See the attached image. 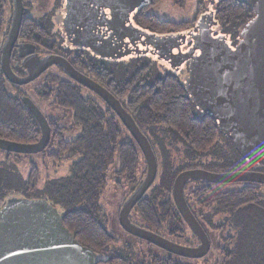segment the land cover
<instances>
[{
	"label": "trees",
	"instance_id": "16d2710c",
	"mask_svg": "<svg viewBox=\"0 0 264 264\" xmlns=\"http://www.w3.org/2000/svg\"><path fill=\"white\" fill-rule=\"evenodd\" d=\"M207 1L198 0L196 17L189 22H164L156 16L145 15L139 23L160 33L185 34L196 29L198 19L211 6L216 31L229 35L227 41L232 37L237 43L241 28L253 17L250 6L244 0H214L213 5H208ZM173 2L183 7L187 0ZM7 9V0H0V38L2 30L9 24ZM27 23L25 33L33 29L34 38L45 41L47 37L38 32L40 27L32 20L25 21L24 25ZM24 35L33 39L31 33ZM85 70L121 101L156 150L158 175L150 194L140 202L138 215L145 223L165 233H170L174 226L178 231L188 229L175 208L172 189L175 178L185 171L184 164L190 161L189 154L208 152L223 139L237 159H244L232 141L220 133L215 119L195 106L185 85L187 74L184 79L167 74L152 80L149 68L144 66L118 80L113 72L99 64ZM45 81L38 90L39 97L52 100L55 106L71 109L73 126L81 128L75 140L67 141L64 138L66 130L58 121H51V140L42 152H48V157L59 163L74 161L70 175L49 181L43 191L39 188V170L34 164L30 167L28 179L15 190L4 185L8 179L5 176L4 184L0 186V212L16 200L46 199L57 209L63 225L75 240L98 256L97 264H140L139 254L149 251L140 252L120 243L115 233L109 230V216L99 203L116 155L119 156L117 175L124 177L133 188L140 183L137 172L142 153L138 144L97 95L70 78L49 75ZM7 85L17 89L19 94L11 96ZM21 88L6 80L0 66V139L35 144L42 136L41 128L23 104ZM84 91L93 98L86 97ZM147 132L155 140H151ZM176 144H182V147L177 148ZM0 153L7 154L0 162V174L4 170L9 172L11 164L25 156L2 150ZM189 185L194 186L187 194L189 208L199 217L212 241V248L215 247V256L205 261L206 264H264V195L256 189L224 191L198 181Z\"/></svg>",
	"mask_w": 264,
	"mask_h": 264
},
{
	"label": "water",
	"instance_id": "95a60500",
	"mask_svg": "<svg viewBox=\"0 0 264 264\" xmlns=\"http://www.w3.org/2000/svg\"><path fill=\"white\" fill-rule=\"evenodd\" d=\"M96 1L95 8L99 14L101 10L111 11V19L104 20L109 31L131 29L139 32L142 37H150L130 24V14L144 0H138L136 5L126 10L121 0H116L114 5L113 0ZM244 1L250 6L253 17L241 28L234 48H231L225 37H214L212 26L203 17L197 23L195 33L189 35L193 46L188 52L184 53L180 49L187 36L155 37L154 46L168 45L173 41L178 44L175 46L177 54L165 60L170 61L173 68L189 63V71L184 80L195 106L215 119L220 133L232 141L244 160L264 167V0ZM24 11L23 0H13L12 25L1 50V68L6 79L13 85L25 86L51 66L57 65L63 68L71 80L103 100L138 144L147 167L143 179L121 207L120 226L125 232L171 254L190 259L207 256L211 242L187 204L184 192L186 185L194 181L208 184L252 182L264 185V174L244 171L213 173L193 169L177 175L172 189L173 199L185 223L199 239L200 244L195 248L179 245L134 225L129 218L130 213L157 178V159L148 138L119 99L62 57L46 58L26 77L14 73L10 60L19 37ZM167 50L169 53L173 49ZM22 101L38 122L42 136L35 144L0 139V150L21 155L42 153L51 140L49 122L30 98L23 97ZM98 261V256L91 249L75 240L63 225L57 209L46 200H16L0 212V264H97Z\"/></svg>",
	"mask_w": 264,
	"mask_h": 264
},
{
	"label": "flooded vegetation",
	"instance_id": "af4514ba",
	"mask_svg": "<svg viewBox=\"0 0 264 264\" xmlns=\"http://www.w3.org/2000/svg\"><path fill=\"white\" fill-rule=\"evenodd\" d=\"M35 1L37 2L40 0H23L25 11L19 32V37L11 54V60H10L11 68L14 71V73L19 77H26L29 74H31L39 67L41 62H43L46 58L50 56H59L66 59L67 61H69L70 64H72V66L76 70L89 77H91V75L87 73L85 68L99 64L104 66L106 69H109V67H112L115 64L116 65L122 64L124 61L131 60L136 57L142 59L148 58L151 61L158 62L163 67L171 69L174 72H178L183 67H185V73L182 75L183 76L182 79H184L185 75L189 71L188 62L183 64L180 68H173L171 66V62L165 60V58H170V57L172 58L173 55L177 54V50L175 46H177L178 44L175 43V41H173L172 43L169 42L168 45H164V46L158 45L157 47H155L154 44L156 42L155 37L169 38V37H176L178 35L187 36L185 43L180 46L182 52L186 53L189 51V49H192L193 43L189 35L195 33V29H192L191 31L185 34L160 33L158 31L156 32L151 29H148L139 23L141 17H144L145 15L146 16L151 15L148 13L151 7L160 4L163 0L160 1L144 0L141 3V5H139L129 16L130 24L135 29L150 35V37L148 38L142 37V35L139 32L137 31L133 32L131 29H128L127 31H123L121 29L109 31L107 29L108 27H105L104 25L105 23L104 20L111 19V11L105 9V10H101L99 14L98 10H96L95 8L97 5L96 0H54V8L52 9L51 13H49L41 21L36 20L35 18L31 17L29 14L26 13L31 10V5ZM137 2L138 0H121V5H123V9L126 10L129 9L131 5H136ZM116 3H117L116 0L112 1V5ZM214 3H215L214 0L207 1L208 5H213ZM7 4H8V9L10 10V14L8 15L9 24H7L2 30V35L0 38V66H1V50L10 32L12 25V18H13V0H7ZM212 9L213 8L210 6L208 10L205 12V14H203L198 19L197 23L203 17L212 26L214 37L228 38L229 35L227 36L224 35L223 32L216 31L215 22L213 21ZM118 18L122 19L123 17H118ZM28 20H32L40 27V30L38 32L40 35H44L47 37L45 38V41H41L34 38L35 33L33 29L31 30L29 29L30 33L33 36V39L31 37L22 36L26 32L28 28L27 26H29V23L24 25L25 21ZM162 21L170 22L165 20ZM128 25L129 23H127V26ZM30 33L27 32L25 33L24 36H27ZM228 43L231 46V48H234L237 45L236 41L232 40V37H230V41H228ZM167 49H173V50L172 52L168 53ZM196 54L199 53L197 52ZM49 71H52V74L50 75H56L62 78H69L68 75L64 72L63 68L57 65L51 66L41 76L48 73ZM17 87H23V86H17ZM48 122L50 125L51 121L48 120ZM175 147L181 148L182 144H176ZM154 149L155 148H153V150ZM154 153L157 159L158 157L156 150H154ZM141 156L143 159H145L143 154H141L140 160H141ZM238 161H240L241 163H245L244 170L242 171L264 174L263 166L254 165L246 160H238ZM158 165L159 164L157 161V166ZM157 175H158V171H157ZM141 180L142 179H138V182H141ZM238 184L240 185L239 186L240 188L237 191H242L244 189H251V190L256 189L259 191V193L264 195V185L262 184L252 183V182H242ZM138 185L136 184L134 188H132L129 192L126 193L118 210L117 225H118V229L123 234V235L119 234L120 237L119 241H121L120 243L124 244L127 247L134 248L135 250H138L140 252L146 249L147 251H149L147 254H139V258L141 257L140 264H164V263L190 264L191 262L205 261L207 257L210 256L212 250V244H211V250L207 256L201 259H190V258H184L178 255L171 254L145 240H142L125 232L122 229L119 223V213L121 207L124 204V202L133 194V192L137 188L136 186ZM153 185L131 211L129 216L131 222L138 227L144 228L146 230H150L179 245L192 247V248L197 247L200 244L199 239L194 235V233L191 231V229L188 226H187L188 229H182L181 231H178L177 226H174V228L170 231V233L169 232L165 233V231L157 230V228H155L153 225H149L145 223L139 217L138 215L139 204L142 200H145L146 195L150 194ZM188 185H186V187H188ZM211 185L217 186L221 184H211ZM130 186L132 185L130 184ZM186 187L184 190L185 199L187 201V204H189V201L187 199L188 192ZM172 198H173V194H172ZM175 208L177 209L176 205ZM193 214L200 223L199 217L195 213ZM175 217L177 219L176 214ZM181 219L184 221L182 216ZM114 227L116 228V226ZM202 228L204 227L202 226Z\"/></svg>",
	"mask_w": 264,
	"mask_h": 264
},
{
	"label": "rangeland",
	"instance_id": "374dc122",
	"mask_svg": "<svg viewBox=\"0 0 264 264\" xmlns=\"http://www.w3.org/2000/svg\"><path fill=\"white\" fill-rule=\"evenodd\" d=\"M197 7L198 0H187L186 5L183 7L175 5L173 0H163L160 4L151 7L148 13L159 17L161 20L181 23L189 22L195 19ZM53 8L54 0H40L37 2L35 1L31 5V10L26 13L36 20L41 21L49 13H51ZM7 11L9 15L10 10L7 9ZM144 66H147L149 68L152 80L162 78L167 74L173 73L178 74V76L182 78V75L185 73V67H183L178 72H174L171 69L163 67L158 62L151 61L148 58L142 59L139 57L124 61L122 64H115L114 66L109 67V69L111 70V72H113L118 80H122L127 75H131L138 68ZM50 74H52V71H49L32 83L23 86L20 89V92L24 94L21 98H30L49 121H58L59 125L66 130L64 132V138L67 141L75 140L80 135L81 128L73 126L74 121L72 110L55 106L52 104V100H43L38 95L39 88L42 85H45V80ZM7 90L11 96H17L19 94V91L10 85H7ZM84 93L86 97H92L87 91H84ZM147 134L151 138V140H155V137L153 135L148 132ZM189 156L190 161L184 164L185 170L203 169L213 173H227L242 171L245 167V163H241L240 161H238L239 159H237L233 155L227 142H225V140L223 139H220L218 144L212 150L201 153L200 155L190 153ZM6 157V153H0V162H3ZM73 162L74 161L71 160H64L61 163L56 162L52 158L48 157V152H46L45 154L39 153L21 156L19 161L11 164L10 169H8L9 172H7L6 170H4V172L2 171V174H0V186L4 184L3 178L7 176L8 179H6V183L4 185L14 190L19 188L23 184V182L28 179L30 167L32 164H34L39 170V188L43 191L46 189L47 183L49 181H56L67 178L70 175V167ZM146 168V161L141 156L137 172L138 179H142L144 177V171L146 170ZM118 171L119 156L116 155L114 162L109 168L107 174V186L100 196L99 203L102 207L105 208L109 216V230L111 232H114L120 240L119 234L122 233L118 229L117 225L118 210L124 199V196L133 187L130 186V184L125 180L124 177L117 175ZM239 186L240 185L238 183H230L217 186L213 185V188L224 191H237L240 188ZM193 187L194 186L192 185H188L187 192H189L190 188L192 189ZM34 199L46 200L43 198L37 199L36 197L33 198V200ZM114 226H116V228ZM214 248H212L210 256H208L205 261H210V259H213V257L215 256ZM205 261L191 262L190 264H206Z\"/></svg>",
	"mask_w": 264,
	"mask_h": 264
}]
</instances>
